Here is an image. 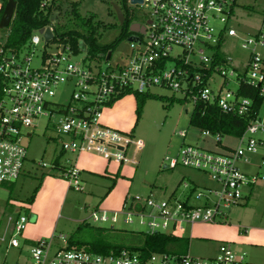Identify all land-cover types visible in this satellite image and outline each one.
I'll list each match as a JSON object with an SVG mask.
<instances>
[{
	"label": "built area",
	"instance_id": "2783aa9c",
	"mask_svg": "<svg viewBox=\"0 0 264 264\" xmlns=\"http://www.w3.org/2000/svg\"><path fill=\"white\" fill-rule=\"evenodd\" d=\"M51 1L42 0L40 8L45 9ZM141 3L150 6L151 18L143 25L142 34L134 33L139 40L129 42L130 52L122 65H111V53L109 58L107 53H99L95 58L105 64L103 68L77 67L71 58L81 50L88 54L87 45L79 39L75 52L69 43L54 40L52 21L33 30L17 50L0 42V189L20 177L27 154L23 130L35 128L33 121L39 116L57 117L55 132L68 139L62 143L63 151L73 155L94 154L120 165L136 166V155L143 149V142L103 125L102 107L126 93L143 94L153 87L169 89L189 97L193 107L196 103L214 105L223 114L248 118L238 136L201 131L202 136L213 137L219 151L184 145L178 159L165 158V168L181 164L204 172L212 183L210 186L199 189L183 182L181 196L172 192L168 198L158 199L152 193L137 194L129 196L123 204L125 222L131 223L135 216L146 226V233L180 237L179 232L186 226L214 224L218 218L224 219L223 211L241 203L245 188L264 182V137L260 136L264 135V11L256 33L240 38L241 48L248 54L239 71L223 51L225 36L238 38L236 29L228 26L231 6L225 0H141ZM212 18H217L223 27L216 30L210 23ZM46 28L52 32L47 41ZM40 42L43 48L38 58L40 66L34 68L30 66L32 54L20 56V53ZM196 43L206 46L211 54L195 50ZM218 44H222L220 61L215 59ZM173 46L181 47V53L170 55ZM52 47L56 50L50 51ZM88 57L91 58L89 54ZM169 60L172 65L167 67ZM232 77L234 91L226 88ZM217 78L221 79L218 85ZM65 84L73 87L70 102L67 105L52 102L50 98ZM245 88L255 89L256 98L242 96L240 91ZM178 134L186 137V132ZM223 137H234L237 145L222 146ZM258 157L259 162L255 163ZM251 165L258 170L249 172ZM61 172L70 188L81 190L80 170L75 164H68ZM6 212L4 221H0V264H7L10 248H20L18 236L28 222L25 215ZM118 214L93 210L90 216L94 222L114 224ZM67 240L63 235L53 234L48 239L25 240L23 245L28 247L30 260L13 264H250L245 253H235L226 243L218 246L213 258L162 252L143 260L137 252L127 249L96 254L84 248H68Z\"/></svg>",
	"mask_w": 264,
	"mask_h": 264
},
{
	"label": "rangeland",
	"instance_id": "374dc122",
	"mask_svg": "<svg viewBox=\"0 0 264 264\" xmlns=\"http://www.w3.org/2000/svg\"><path fill=\"white\" fill-rule=\"evenodd\" d=\"M76 2L81 18L91 17L94 26V38L99 45L114 42L110 63L122 65L130 52L127 37L119 38L121 25H119L113 5H119V0H60V13L55 12L52 20L57 32L73 28L85 30L79 20H74L68 15L69 2ZM232 7V17L228 26L236 29L238 38L225 36L223 51L230 56L240 71L248 51L241 48V39L256 33L261 23L264 11V0H225ZM131 14V21L146 25L151 18V8L146 3L126 4ZM210 23L216 30L223 27L217 18H212ZM7 29L0 28V42L5 44ZM194 49H203L210 55L211 50L199 43ZM42 43L29 47L20 53L32 54L31 67H39L38 58L42 52ZM54 47L50 51H55ZM181 47L173 46L170 55L180 54ZM197 55V52H194ZM71 62L79 68L91 66L92 68L104 67V63L94 57L89 58L86 51L81 50L71 58ZM172 62L167 61V67ZM217 78V85L220 83ZM234 91L236 85L234 78H229L226 87ZM73 87L70 84L62 85L55 95L50 98L54 103L67 105ZM193 111V104L189 97H184L179 92L169 89L150 88L145 97L142 109L136 112V96L132 93L123 94L114 98L109 104L102 107L101 123L123 134L133 135L143 142V149L136 155L137 165L122 166L114 161L102 158L99 171L86 167L85 162L94 161L95 155L83 153L79 157L77 168L81 171V190H74L68 186L67 180L62 175L61 169L72 164V155L62 150V143L68 142L55 132L54 122L57 117L39 116L33 121L35 128L23 130V143L26 145V158L22 173L13 183L9 191L0 189V221H4L7 209H13V215L22 214L28 218L26 228L18 236L20 248H10L6 263L29 261L28 247L23 245L25 240L48 239L51 234L58 237L89 242L98 237H115L116 233L138 235L146 232V226L139 223L138 217H133L132 222H125L122 204L127 196L152 193L155 198L166 199L172 192L181 196L184 190L183 182L190 187L203 189L212 183L202 171L183 167L178 164L175 168H164L165 158L178 159L182 146L191 145L207 151H219L213 137L201 135V131L189 123ZM263 111V110H262ZM186 132V137L179 136V132ZM30 132V136L26 133ZM263 136L264 135H260ZM222 146L235 147L237 141L234 137H223ZM224 147V148H225ZM101 159V158H100ZM68 161V162H67ZM259 162V157L254 160ZM44 164V166H42ZM92 170V171H91ZM249 172L258 170L256 165L249 167ZM94 173V174H93ZM245 197L237 206L224 210V219L218 218L216 224L194 225L192 229H185L179 234L189 239L187 252L199 258H213L216 255L218 244L224 236L248 235L251 232L264 236V182L243 190ZM33 195V200L28 198ZM125 199V200H124ZM94 208L120 212L117 221L94 222L91 212ZM149 209H146L148 211ZM111 215V213H109ZM113 225V229L111 226ZM96 227L107 230L101 236L95 233ZM212 229H210V228ZM228 227L229 230H223ZM210 229V230H209ZM246 231V232H245ZM201 238L211 239L206 242ZM227 244V243H226ZM241 244L232 243L231 249L235 253L244 252ZM243 249V250H242ZM248 260V258L246 259Z\"/></svg>",
	"mask_w": 264,
	"mask_h": 264
},
{
	"label": "trees",
	"instance_id": "16d2710c",
	"mask_svg": "<svg viewBox=\"0 0 264 264\" xmlns=\"http://www.w3.org/2000/svg\"><path fill=\"white\" fill-rule=\"evenodd\" d=\"M8 0H0L2 6L6 4ZM16 3L13 18L6 27L7 34L4 46L13 50L21 48L29 39L33 30L50 24L54 18V15L60 13V0H52L49 6L45 9L40 8L42 0H14ZM128 0H119L121 9L126 8ZM128 10V8H126ZM3 8L0 10V16ZM124 10L125 21L121 25V31L119 38L127 37L131 34L128 27L131 23V17H129V10ZM57 11V14L55 12ZM68 15L72 16L74 20H79L81 24L86 27L85 30L78 29H65L62 32H57L55 28L54 40H58L63 43H69L72 49L77 52L79 47V39L83 40L87 45L88 54L91 57H96L99 53L112 52L114 42L106 45H99L94 38V26L91 24V17L81 18L78 12L77 3L69 2V8H67ZM222 44H218V49L215 59L221 60L222 53L220 51ZM128 94V93H126ZM240 94L245 97L256 98V90L252 88H245L240 91ZM136 96V112L139 115L142 109L145 97L147 93L134 94ZM189 123L198 128L200 131L208 130L211 133H220L225 135L238 136L244 130L248 123L247 117H238L235 115L223 114L218 111L214 105H204L202 103H196L193 107L192 114L189 118ZM33 200V195L28 198V201ZM113 229V228H112ZM105 228L96 227L95 233L102 235L106 233ZM116 233L115 237L109 238L98 237L89 242L82 240H75L71 237L68 238V248L77 247L84 248L96 254H107L110 251L118 252L121 249H127L137 252L141 259L148 258L152 253H184L187 241L186 239L171 236L167 233H155L149 234L141 232L138 235L124 233Z\"/></svg>",
	"mask_w": 264,
	"mask_h": 264
},
{
	"label": "crops",
	"instance_id": "0c3cea01",
	"mask_svg": "<svg viewBox=\"0 0 264 264\" xmlns=\"http://www.w3.org/2000/svg\"><path fill=\"white\" fill-rule=\"evenodd\" d=\"M231 9H232V7H231ZM231 17H232V10H231ZM231 20V18L229 19V21ZM83 154V153H82ZM87 154H89V153H87ZM73 155V154H72ZM81 155V154H80ZM80 155H74L73 157H72V160L70 159L69 161H71L73 164H75L76 165V167H77V165L79 164V157H80ZM92 155H94V154H92ZM96 157H94V158H96V159H94V161H92L91 163L89 162H85V165H86V167H88V168H90V169H93V170H95V171H99V169L102 167V164L101 163H99L98 161H100V160H102V157H100V156H98V155H95ZM101 158V159H100ZM104 159V158H103ZM105 160H107V159H105ZM108 161H112V160H108ZM116 163V162H115ZM122 166H124V165H122ZM128 166V165H127ZM92 171V170H91ZM94 174V173H93ZM80 177H81V171H80ZM18 180V179H17ZM16 180V181H17ZM16 181H14V182H16ZM14 182H12V183H7V184H4L3 186H2V188H5V189H7L8 191H9V194H10V190L12 189V186H13V183ZM128 198H129V196H127L124 200L125 201H127L128 200ZM125 201H124V203H125ZM123 203V204H124ZM123 204H122V207H123ZM9 209H11V208H8L7 209V211L9 210ZM93 210H105V211H108V212H112V211H110V210H106V209H98V208H94ZM12 211H13V209H12ZM223 220V222H220V223H224V224H226V220L225 219H222ZM214 224H216V223H214ZM194 225H196V224H194ZM193 225V226H194ZM197 225H202V223H197ZM203 225H208V224H203ZM193 226H188L189 227V229H192L193 228ZM210 228V227H209ZM213 228V227H212ZM212 228H210V229H212ZM223 228V230H229L228 229V227L226 228H224V227H222ZM209 229V230H210ZM246 232V231H245ZM178 238H182V239H186V241H187V246H186V249H185V251H184V253H188L187 252V248H188V244H189V239L190 238H193V236H190V237H184V236H180V237H178ZM202 240H205L206 242H208V241H210L211 239H207V238H201ZM224 240H227V241H223V240H221L220 242H219V244H218V246L221 244V243H227V244H229L230 245V248L232 247V243L234 242V243H237V244H241V246H240V248H243L242 250L244 251V252H242V253H245V258L247 259L248 258V262L250 263V264H264V236L263 235H256V234H254V233H250V234H248V235H244L243 236V234L242 235H240L239 233H237V235L235 234L234 236H229V235H227V236H224V238H223ZM26 241H28V240H26ZM218 248V247H217ZM217 252V251H216ZM171 254H183V253H171ZM189 254V253H188Z\"/></svg>",
	"mask_w": 264,
	"mask_h": 264
},
{
	"label": "water",
	"instance_id": "95a60500",
	"mask_svg": "<svg viewBox=\"0 0 264 264\" xmlns=\"http://www.w3.org/2000/svg\"><path fill=\"white\" fill-rule=\"evenodd\" d=\"M129 3L130 4H141V0H129ZM15 7H16V3L14 0H8L6 2V4L3 7L1 16H0V28L8 27V25L10 24V22L13 18ZM113 9H114V12H115V15H116V18H117L119 25H123V23L125 21V16H124L120 6L117 4H114ZM128 30L132 34L127 36V41L128 42H132V41L137 42L139 40V38L134 33H141L142 34L144 32V26L142 24L137 23V22H132V23H130ZM40 32H42V29H40ZM44 38H45V41L52 38V32H51L50 28H46L44 30ZM110 53H111L110 51L107 52V56H106L107 58H109ZM11 211H12V209L8 210V212H11Z\"/></svg>",
	"mask_w": 264,
	"mask_h": 264
},
{
	"label": "flooded vegetation",
	"instance_id": "af4514ba",
	"mask_svg": "<svg viewBox=\"0 0 264 264\" xmlns=\"http://www.w3.org/2000/svg\"><path fill=\"white\" fill-rule=\"evenodd\" d=\"M127 5H128V3H127ZM119 6L121 7V4L119 3ZM126 8H127V6H126ZM126 8H124V9H121L122 10V12H123V14H124V10L126 11L127 9ZM129 10V9H128ZM127 10V11H128ZM128 14H129V17H131V14H130V12H128ZM131 23H132V21H131Z\"/></svg>",
	"mask_w": 264,
	"mask_h": 264
}]
</instances>
